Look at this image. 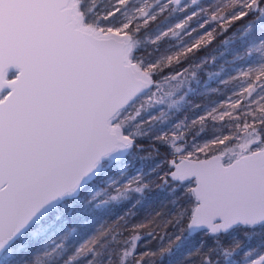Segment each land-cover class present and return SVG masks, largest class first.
<instances>
[{"label":"snow or ice","instance_id":"1","mask_svg":"<svg viewBox=\"0 0 264 264\" xmlns=\"http://www.w3.org/2000/svg\"><path fill=\"white\" fill-rule=\"evenodd\" d=\"M261 22L264 0H0V264H264V36L173 114Z\"/></svg>","mask_w":264,"mask_h":264},{"label":"trees","instance_id":"2","mask_svg":"<svg viewBox=\"0 0 264 264\" xmlns=\"http://www.w3.org/2000/svg\"><path fill=\"white\" fill-rule=\"evenodd\" d=\"M259 36H264V22L258 24L253 32L247 35H245V29L242 27L233 29L224 37H221V40H228L227 44L219 43L213 49L208 50L207 53H201V57H208L206 65L198 74V77L193 79L188 86L191 90L180 105V113H175V110H173V114H175L174 118H182L196 104L212 105L224 98L225 94H230L223 87L221 81L237 73L239 70L246 69L260 61V55L258 53L253 52L251 55L248 54V49L255 43ZM144 48L147 51L150 49V45L145 43ZM211 57H215L216 59L213 61ZM209 72L213 73V75L209 76ZM216 73L220 75L217 76ZM213 89H220V92H214ZM212 131H215V129L210 128L206 135H211ZM133 163L135 167L140 166L147 170L153 162L137 158ZM155 197V203L157 205L166 203L171 199L167 190L157 192ZM46 223V220L36 222L13 243L12 249L15 250L16 248L24 246L25 242H28V245L34 243L32 233L45 226ZM257 239H264V237ZM188 247V245L185 246L186 249ZM183 251L178 252L174 257L167 260L165 264H178V261L182 259Z\"/></svg>","mask_w":264,"mask_h":264},{"label":"water","instance_id":"3","mask_svg":"<svg viewBox=\"0 0 264 264\" xmlns=\"http://www.w3.org/2000/svg\"><path fill=\"white\" fill-rule=\"evenodd\" d=\"M36 222H38V221H36ZM36 222H34V223H32L24 232H22L19 236H18V238L17 239H19L28 229H30ZM16 239V240H17Z\"/></svg>","mask_w":264,"mask_h":264},{"label":"rangeland","instance_id":"4","mask_svg":"<svg viewBox=\"0 0 264 264\" xmlns=\"http://www.w3.org/2000/svg\"><path fill=\"white\" fill-rule=\"evenodd\" d=\"M146 40H147V38H146ZM136 167H140V166H136ZM165 190H167V189H165ZM168 191V190H167ZM168 193H169V191H168ZM177 195H179V194H177ZM170 198H171V196H170Z\"/></svg>","mask_w":264,"mask_h":264},{"label":"clouds","instance_id":"5","mask_svg":"<svg viewBox=\"0 0 264 264\" xmlns=\"http://www.w3.org/2000/svg\"><path fill=\"white\" fill-rule=\"evenodd\" d=\"M0 255H2V254H0Z\"/></svg>","mask_w":264,"mask_h":264}]
</instances>
